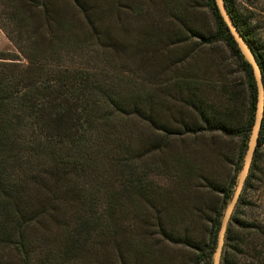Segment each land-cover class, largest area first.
Wrapping results in <instances>:
<instances>
[{"label": "trees", "instance_id": "trees-1", "mask_svg": "<svg viewBox=\"0 0 264 264\" xmlns=\"http://www.w3.org/2000/svg\"><path fill=\"white\" fill-rule=\"evenodd\" d=\"M224 1L233 23L257 57L264 84V66L246 24L230 0ZM57 2L0 0V29L26 61L21 64L13 57L0 54V249H13L17 264H70L83 253L89 241H94L93 237L109 239L120 233L114 216L122 210L125 199L135 210L139 209L137 217L147 218V224L151 211H155L156 223L151 227L170 244L192 252L194 257L189 264H211L222 211L232 196L233 185L223 189L209 184L211 192L222 196L223 207L212 210L203 245L192 238L191 228L165 229L156 205V190L147 172L137 163L146 153L167 147L169 138L175 134L161 127L164 135L161 142L143 138L133 123L148 119L153 136L157 130L153 123L157 105L154 98L145 96L142 90L124 80L116 83L104 73H90L69 61L84 41L79 39V32L88 35L92 15L80 0H72L84 13L86 22L78 19L79 25L73 19L67 21L59 12ZM206 4L214 20L215 33L206 38L195 29L188 32L202 46L225 43L237 58L246 75L247 119L244 126L232 128L220 121L217 124L210 121L199 111L206 128L241 139V158L236 166L239 170L253 124L256 87L251 68L222 22L214 1L206 0ZM187 87L191 84L187 83ZM92 95H95L94 101ZM97 122H100L99 128ZM195 131L185 126L182 134ZM95 133L96 140L89 148V139ZM262 146L264 118L258 148ZM258 148L248 180L256 166ZM89 152L103 163V167L98 166L95 160L92 175L82 164ZM81 180L90 185L87 195ZM239 200L241 204L242 197ZM45 218L61 223L63 242L57 253L38 252L28 237L26 229ZM262 240L264 225L242 220L237 212L231 217L225 234L222 264H264ZM141 242L140 246H147Z\"/></svg>", "mask_w": 264, "mask_h": 264}, {"label": "rangeland", "instance_id": "rangeland-1", "mask_svg": "<svg viewBox=\"0 0 264 264\" xmlns=\"http://www.w3.org/2000/svg\"><path fill=\"white\" fill-rule=\"evenodd\" d=\"M80 1L90 10L93 30H87L88 35L79 32V39L84 41L69 61L90 73H104L116 83L124 80L157 102L153 111L157 130L153 136L148 119L133 124L148 141L161 142L164 136L161 127L171 129L175 135H171L167 147L146 153L137 164L153 183L165 229L191 228L192 238L203 245L212 210L223 207L222 196L211 192L209 184L234 188L241 168L236 167L241 158V139L206 128L199 110L216 124L220 121L232 128L245 125L246 75L239 61L225 43L202 46L188 32L195 29L206 38L215 33L206 0ZM230 3L246 24L264 66V0H230ZM57 6L67 21L86 22L84 13L72 0H58ZM0 54L26 63L1 29ZM94 97L91 96L93 101ZM185 126L196 131L182 134ZM96 127H100V122ZM95 140L96 133L89 139V148ZM258 149L256 166L240 195L242 203L238 200L232 216L238 212L242 220L264 225V146ZM87 156L82 164L92 175L95 160L98 166L103 167V163L93 153ZM82 184L87 195L90 185L84 181ZM114 188L118 189V183ZM138 210L124 199L122 210L114 216L120 233L109 239L93 237L94 241H89L82 255L70 264H189L194 257L192 252L170 244L151 227L156 223L155 211H151L147 224V218L135 215ZM60 225L45 218L26 229L38 252L57 253L61 249ZM141 241L147 246H140ZM0 264H17L13 249H0Z\"/></svg>", "mask_w": 264, "mask_h": 264}, {"label": "water", "instance_id": "water-1", "mask_svg": "<svg viewBox=\"0 0 264 264\" xmlns=\"http://www.w3.org/2000/svg\"><path fill=\"white\" fill-rule=\"evenodd\" d=\"M213 1L222 22L224 23L233 41L235 42L240 54L251 68L252 77L254 80V84L256 87V94H257L253 124L247 140L246 150L243 156L241 168L239 170L236 183L233 188L232 196L227 202L220 220L216 247L211 263V264H220L227 227L230 222L232 213L237 205L239 197L242 193L245 182L248 178L255 151L258 148L259 136L264 118V84L262 79V71L259 63L257 62V57L253 53L250 46L248 45L247 41L239 32L238 28L233 23V20L226 8L225 1L224 0H213Z\"/></svg>", "mask_w": 264, "mask_h": 264}]
</instances>
